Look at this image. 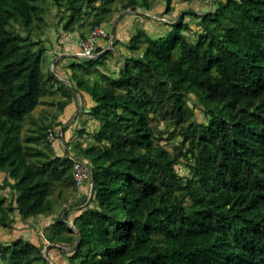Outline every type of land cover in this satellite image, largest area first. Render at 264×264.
I'll return each instance as SVG.
<instances>
[{"label":"trees","instance_id":"trees-1","mask_svg":"<svg viewBox=\"0 0 264 264\" xmlns=\"http://www.w3.org/2000/svg\"><path fill=\"white\" fill-rule=\"evenodd\" d=\"M39 1L0 0V191L12 195L0 193V227H10L16 211L25 223L51 216V230L44 245L0 242V264H53L43 254L47 244L67 248L69 264H264V0H214L197 16L193 42L178 15L157 38L135 31L125 45L131 54L118 57L115 41L97 46L95 57L69 65L82 73L69 83L43 69L46 49L30 36L34 21L44 22ZM154 1L55 0L67 18L63 33L90 12V29L102 25L115 2L122 11H149ZM165 2L169 10L172 0ZM109 55L121 61L116 76L99 70ZM92 73L99 80L89 82ZM81 92L93 103V140L75 156L66 128L60 155L48 129ZM55 93L57 118L22 135L33 109ZM165 133L180 139L172 151L156 142ZM77 158L90 171L92 206L73 228L54 214L51 194L56 184L80 187ZM181 159L187 176L176 169Z\"/></svg>","mask_w":264,"mask_h":264},{"label":"rangeland","instance_id":"rangeland-1","mask_svg":"<svg viewBox=\"0 0 264 264\" xmlns=\"http://www.w3.org/2000/svg\"><path fill=\"white\" fill-rule=\"evenodd\" d=\"M38 3L43 9L42 15L44 18V22L42 24H39V27H37L38 25H36V21H34L30 36L34 40H39V45L43 46L46 49V60L43 64V69L45 71H49L50 69L56 74L57 63L61 60V54L74 50L73 48H71V46H73L72 44L75 45L77 43V36H82L84 33L90 30L89 21L95 16V13L90 12L89 15L83 18V21L80 23V25L75 28V32L68 33V37L70 35V39L66 43V41L63 40V25L66 22L67 18L66 14L62 11L63 9L56 4L55 0H45L43 2L39 1ZM110 8V13H107L103 16V22L101 23L102 27L108 34V38L99 40L98 45L102 46L103 50H105L115 41L116 44L114 48H117V46L118 48H122L116 52L119 57L121 52H123V54H131L130 50H128L125 45L128 44L129 38L135 33V31L140 28H144L151 37L157 38L158 36L165 34L171 29L169 23L175 21L178 15L184 16V22L189 27L187 29L182 28V33L185 34L189 41L193 42L196 39V34L201 30V26H199L198 24L199 18L197 16L208 10L214 9L215 4L214 0H172L170 9L165 10V0H155L153 2V8L149 11H143V9L141 8L122 11L118 2L111 4ZM185 10H192L195 12V14L184 15L182 14V12ZM139 12L142 14H139ZM114 23L120 26V38L122 40L121 44H119L120 39H114L112 37ZM15 28L19 30L17 25H15ZM24 34H27V32H24ZM74 36L76 39H74ZM111 38L112 42L110 43ZM140 47L142 48L143 44H141ZM141 48L136 52L140 53ZM118 57H114L112 55L107 56L104 64L99 67V70L107 73L110 76H116L121 62ZM65 59L66 65L64 66V68H70L71 73L82 75L81 70L76 68L72 69V67L69 65L78 62L84 63L86 61L85 58L78 57L75 53L72 56L68 55L67 57H65ZM57 74L56 76L60 81L69 83V79H66L64 81L63 77ZM85 77L89 82L99 80V75L96 73H92ZM85 94L89 96L87 93ZM59 98V93L43 97L41 103H39L33 109L31 118H27L25 120L22 135L24 132H28L30 128L36 129L38 125L41 126L43 124L53 122L60 114L55 105V101ZM74 98L78 102V96L75 95ZM193 100V103L196 106L201 107V102L199 99L194 98ZM197 117L200 121H204V117L199 109L197 110ZM88 118L89 116L87 113L81 112L76 118L74 125V119L68 118L67 120L64 117L63 125L58 122V118L56 122H54V128L56 126L57 128L55 129L58 131H63L64 129L68 128L67 132L64 133V138L66 140V144L70 146L69 153L74 154L75 156H77V154L79 155L78 150H80L82 146H86L93 140L92 132L97 127V124H91L90 122L88 123ZM152 124H158L160 129H163L166 126V123L163 121H152ZM58 127L60 128L58 129ZM79 129H81L85 135L78 133ZM167 137L168 136L166 133L162 136L158 135L156 142L163 145L167 150L172 151V146L176 145L180 139L178 137L167 139ZM61 138L63 137L59 136V140L54 147L58 154L63 155L65 153V150L63 149L64 146L63 142H61ZM39 145L44 146L43 143H40ZM185 163L186 162L181 159L180 164L176 166L178 173L183 176H187L189 173ZM2 176L3 174L0 173V178H2ZM0 193L5 195L8 200L12 198V195L9 192L8 188L1 190ZM91 197L90 182H86L83 186L77 187L76 189H72L71 187H63L59 184H56L51 194V198L54 199L56 203L54 214L57 215L62 213L63 215V213L67 212L66 220L72 222L75 216L79 214L85 207L92 206ZM11 216L12 225L5 228L0 227V242H8L9 240H11V238L24 237L27 239H31L35 243L41 245L46 244V235L51 230L49 226L52 222L51 216H42L41 218L28 221L27 223L20 220L16 211H13L11 213ZM46 246H44V248ZM61 250H67V248L59 249L58 245L56 244V246L48 249L46 251V254H48L49 258L53 259H55L52 256L53 254L57 256L54 264H56V262H59L60 264H69L67 260H63L66 258Z\"/></svg>","mask_w":264,"mask_h":264},{"label":"built area","instance_id":"built-area-1","mask_svg":"<svg viewBox=\"0 0 264 264\" xmlns=\"http://www.w3.org/2000/svg\"><path fill=\"white\" fill-rule=\"evenodd\" d=\"M106 39L108 38V34L102 27V25H97L91 28L88 33L86 34L85 37L78 38L77 40V46L78 50L76 52V56L81 57V58H93L97 54H95V49L97 48L98 41L101 39ZM112 42V38L110 40V43ZM110 46H108L109 48ZM59 134L58 130H52L48 129V134H47V140L55 146L59 140ZM62 140V139H61ZM74 163V177L76 184L78 186H82L86 183L87 180H90V171L87 168L85 162L80 159H73Z\"/></svg>","mask_w":264,"mask_h":264},{"label":"crops","instance_id":"crops-1","mask_svg":"<svg viewBox=\"0 0 264 264\" xmlns=\"http://www.w3.org/2000/svg\"><path fill=\"white\" fill-rule=\"evenodd\" d=\"M139 14H142V13L139 12ZM112 37H114V39H120V43L119 44L122 43L121 42L122 40L120 38V26L118 24L116 25V23H114V29H113ZM78 38L79 37L77 36V40H78ZM69 39H70V35L68 37V33H63V40H65L66 43H67V41H69ZM74 39H76L75 36H74ZM77 40H76V42H77ZM72 45L73 46H71V48H73L74 50H72L71 52H64V53H62L61 54V60L58 61V63H57V72H56V74L58 73L57 75H61L63 77L64 81L66 79L71 78V76L73 74V73H71L70 68H64V66L66 65V61H65L66 59H65V57H67L68 55L72 56L77 51V43L75 45L74 44H72ZM123 45H125V44H123ZM119 49H122V48L121 47L118 48V46H117L116 50H119ZM121 53H123V52H121ZM76 95L78 96V102L75 100V98H73L72 99V102L65 108V110L63 111V113L58 117V120H59L58 122L61 125H63V123H64L63 117L65 119H67V120H68V118L69 119H74V123H73V125H74L75 124V120L79 116V114L81 112L88 114L89 108L93 105L90 96H87L84 92L77 93ZM85 97H86V99H85ZM79 100H80V102H79ZM88 116H89L88 121H87L88 123L90 122L91 124H94V123L97 124L96 121H94V120L91 119V117H90L89 114H88ZM61 142H63V141L61 140ZM41 217L42 216H39L38 218H41ZM38 218H36V219H38ZM31 220H33V219H31ZM31 220H29V221H31ZM52 256L55 259L57 257L55 254H53ZM49 259L51 260V262L53 264L56 261L53 258H49ZM63 260L66 261V259H63ZM63 260H61V261H63ZM56 264H60V263L59 262H56Z\"/></svg>","mask_w":264,"mask_h":264},{"label":"water","instance_id":"water-1","mask_svg":"<svg viewBox=\"0 0 264 264\" xmlns=\"http://www.w3.org/2000/svg\"><path fill=\"white\" fill-rule=\"evenodd\" d=\"M105 50H106V49H105ZM103 52H104V51H103ZM61 133H62V130L59 131V134H61ZM66 215H67V212L63 213V215L61 216V221H62V222H65L66 225H69V226H71V227L74 228L72 222L69 221V220H66ZM75 234H76V237H77V242H76L75 245H77L78 242H79V239H80V233H79V231L75 230ZM53 246H56V245L48 244V245L44 248V250H43V254H44V256H46V251H47L48 249H50L51 247H53ZM48 260L51 262L50 259H48Z\"/></svg>","mask_w":264,"mask_h":264},{"label":"clouds","instance_id":"clouds-1","mask_svg":"<svg viewBox=\"0 0 264 264\" xmlns=\"http://www.w3.org/2000/svg\"><path fill=\"white\" fill-rule=\"evenodd\" d=\"M62 139V138H61Z\"/></svg>","mask_w":264,"mask_h":264}]
</instances>
